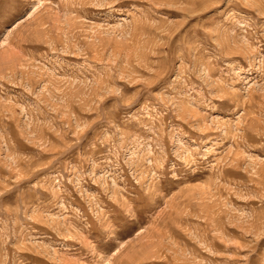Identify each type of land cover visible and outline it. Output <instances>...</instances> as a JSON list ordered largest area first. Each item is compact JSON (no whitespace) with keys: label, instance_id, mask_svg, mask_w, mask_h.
Returning a JSON list of instances; mask_svg holds the SVG:
<instances>
[{"label":"rangeland","instance_id":"obj_1","mask_svg":"<svg viewBox=\"0 0 264 264\" xmlns=\"http://www.w3.org/2000/svg\"><path fill=\"white\" fill-rule=\"evenodd\" d=\"M0 264H264V0H0Z\"/></svg>","mask_w":264,"mask_h":264}]
</instances>
